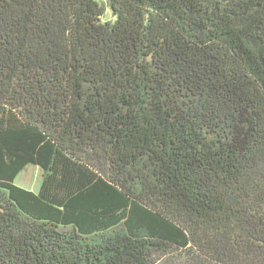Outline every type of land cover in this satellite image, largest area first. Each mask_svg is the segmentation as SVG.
Wrapping results in <instances>:
<instances>
[{"label":"trees","instance_id":"trees-1","mask_svg":"<svg viewBox=\"0 0 264 264\" xmlns=\"http://www.w3.org/2000/svg\"><path fill=\"white\" fill-rule=\"evenodd\" d=\"M109 7L0 0V264H264V0Z\"/></svg>","mask_w":264,"mask_h":264},{"label":"rangeland","instance_id":"rangeland-1","mask_svg":"<svg viewBox=\"0 0 264 264\" xmlns=\"http://www.w3.org/2000/svg\"><path fill=\"white\" fill-rule=\"evenodd\" d=\"M106 5V13L103 15V21L114 20L112 9L109 7V0H98ZM43 170L40 166L35 164H29L26 168L17 176L16 183L20 186L29 188L31 190H39L42 184Z\"/></svg>","mask_w":264,"mask_h":264},{"label":"crops","instance_id":"crops-1","mask_svg":"<svg viewBox=\"0 0 264 264\" xmlns=\"http://www.w3.org/2000/svg\"><path fill=\"white\" fill-rule=\"evenodd\" d=\"M40 187H41V186H40ZM39 190H40V189H39ZM39 190H37V191H39ZM34 191H35V190H34ZM37 191H36V192H37Z\"/></svg>","mask_w":264,"mask_h":264}]
</instances>
